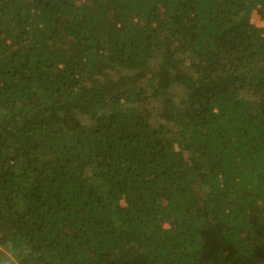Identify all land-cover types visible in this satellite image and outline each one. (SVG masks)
Returning <instances> with one entry per match:
<instances>
[{"label": "trees", "instance_id": "1", "mask_svg": "<svg viewBox=\"0 0 264 264\" xmlns=\"http://www.w3.org/2000/svg\"><path fill=\"white\" fill-rule=\"evenodd\" d=\"M0 260L264 264V0H0Z\"/></svg>", "mask_w": 264, "mask_h": 264}, {"label": "rangeland", "instance_id": "2", "mask_svg": "<svg viewBox=\"0 0 264 264\" xmlns=\"http://www.w3.org/2000/svg\"><path fill=\"white\" fill-rule=\"evenodd\" d=\"M251 23H253L254 25H256V26H258V27L263 25V22H262V20H261V17H260V15H259L256 11H254V12L252 13V15H251ZM159 108H160V105H157V104H156V106H155L156 111H157Z\"/></svg>", "mask_w": 264, "mask_h": 264}, {"label": "clouds", "instance_id": "3", "mask_svg": "<svg viewBox=\"0 0 264 264\" xmlns=\"http://www.w3.org/2000/svg\"><path fill=\"white\" fill-rule=\"evenodd\" d=\"M0 264H7L6 260H0Z\"/></svg>", "mask_w": 264, "mask_h": 264}]
</instances>
